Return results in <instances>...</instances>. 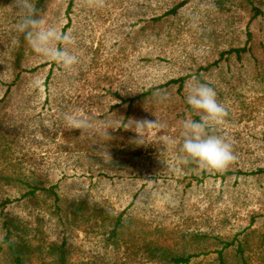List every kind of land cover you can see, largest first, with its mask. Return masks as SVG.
Masks as SVG:
<instances>
[{
  "label": "rangeland",
  "instance_id": "1",
  "mask_svg": "<svg viewBox=\"0 0 264 264\" xmlns=\"http://www.w3.org/2000/svg\"><path fill=\"white\" fill-rule=\"evenodd\" d=\"M61 2L50 1L47 23L72 31L77 42L73 51L81 64L56 77L48 90L44 82L50 65L23 84L25 91L18 92L16 100L26 97L29 86L38 87L39 93L27 108L33 125L26 129L24 144H16L15 154L33 156L24 170L33 165L49 184L58 183L61 202L38 193L32 200H15L5 211L24 218L36 244L67 235L70 264H165L147 260L144 243L150 239L167 243L175 253L197 254L190 264H264V36L259 26L252 25L254 56L232 58L231 71L206 76L222 81L218 99L230 111L215 134L226 137L238 156L226 171L216 172L178 158L182 123L193 118L185 102L187 88L181 93L177 87L162 90L166 100H145L132 108L129 103L118 106L122 99L109 92L133 97L144 87L215 60L232 42L244 44L247 11L241 6L219 10L210 0H196L177 18H164L153 30L162 37L155 41L148 21L161 9L157 0H104L95 8L77 3L71 20L65 4L57 13ZM12 4L0 0V61L5 40L14 39L18 15ZM193 14L199 16L195 23L189 19ZM55 66L57 73L64 72ZM3 92L1 88L0 96ZM55 104L64 107L57 110ZM67 111L91 120V134L68 130L62 118ZM54 115L57 126L52 124ZM157 118L165 129L137 128L136 121ZM137 132H143L148 144L135 143ZM107 133L114 135L108 138ZM166 137L175 138L176 144L169 145ZM102 151L104 163H96L93 155L99 157ZM120 154L126 162L117 161ZM24 191L15 185L1 187L0 198H17ZM83 195L91 206L102 203L124 214L127 224L117 243L107 240L99 221L67 222L66 204ZM4 235L0 218V240ZM225 242L232 244L223 250ZM0 263L9 264L2 253Z\"/></svg>",
  "mask_w": 264,
  "mask_h": 264
},
{
  "label": "trees",
  "instance_id": "2",
  "mask_svg": "<svg viewBox=\"0 0 264 264\" xmlns=\"http://www.w3.org/2000/svg\"><path fill=\"white\" fill-rule=\"evenodd\" d=\"M50 1L51 0H36L37 7L42 10L46 22L48 20V12L46 13V9ZM147 1L152 3L155 0ZM157 1L162 3L161 9L154 13L148 21L149 27L151 28L149 36L154 38L155 41L161 40L162 37L153 30L162 25L164 18L167 21L177 18L184 7L196 2V0ZM210 2L219 10L230 9L231 7L238 8V6H241L247 11L250 17L246 24V40L244 44L240 45L232 42L230 47L219 51V56L215 60L199 66L194 71L169 79L165 83L144 87L143 90L138 91L137 95L133 97L128 96L124 98L118 92H109V94H114L122 99L121 104L118 106H122V103H129L128 107L132 108L136 103L145 100H149L152 103L158 102L160 99L157 94L160 93V91L166 90L167 92L174 87H177V91L181 93L186 89V83L189 82L193 76L198 77L201 82L210 83V85L217 90V95H219L222 89V81H209L206 76H220L221 74H226L231 71L229 62L232 58L241 60L242 57L248 53L254 56L255 42L250 44L255 39V31L252 25L259 26L258 32L262 30L264 36V0H210ZM64 4L67 6V17L71 20L70 14L73 12L77 0H65V3L64 0H62L61 4H59L60 8L57 13L62 10ZM226 18L228 19L230 17ZM15 22L14 39L12 41L5 40L1 55L2 59L0 61V89L2 88V91L4 90L0 96V188L15 185L22 189L24 188L25 191L17 198H0V218H2V226L5 231L4 238L0 240V253H2V255L4 254V258L9 264H70L72 249L70 248L71 244L69 243L67 235H64L60 241L47 240L36 244L33 242L35 236H29L31 232L24 218L13 216L11 213L5 211L9 204L14 203L15 200L19 201L23 198L32 200L38 193L49 196L54 195L55 201L58 203L61 202V197L57 191L58 187H60L58 183L49 184L48 178L45 177L44 174L38 173L33 165H31L27 171L24 170V163L33 159V156H28L25 153L22 157L15 155L18 150L16 144H24L25 140L23 141V138L26 132L29 131V126L33 125L34 117L27 108L31 106V101L38 95L39 89L38 87L29 86L25 93L26 97L21 100H16V95L18 92H22V90L25 91L22 89L23 84L30 83V76L37 75L43 67L50 65L49 72L44 82V86H46L45 90L50 89L56 77L64 76L65 71L57 73L55 71L56 64L54 62L37 55L24 40L23 34L18 31L19 17H17ZM66 30L67 27L64 26L62 31L66 32ZM145 59L149 62L153 60L152 58ZM224 62L226 63L224 64ZM49 97H47V100L51 103ZM55 106L57 110L58 108L62 109L64 107L57 104H55ZM187 106L193 119H199V117L193 115L190 106ZM53 118L54 121H52V124L57 126L59 120L55 118V115ZM41 125L44 124L42 123ZM113 135V133L104 134V136L108 138L113 137ZM111 144L112 143H109L107 145ZM117 154L119 153L117 152ZM121 154L116 158L117 161L126 162ZM93 157H95L96 163H104L106 155L101 154L99 157L93 155ZM100 170H103V168H100ZM100 172L102 173L103 171ZM0 194L2 195V192H0ZM100 204L102 203L91 206L87 196H77L66 204V220L74 224L80 221L89 222L92 219L99 221L101 222L100 225L103 226L108 234L107 240H114V243H117L118 238L127 224L126 218L122 212L120 214H115L112 209H108L110 207ZM196 236L197 238H201V236L205 237L206 235L198 234ZM231 244L232 242H225L223 250L230 247ZM144 247L148 256L147 260L154 263L190 264L192 258L197 256V254L186 255L172 252L169 250L170 246L167 243L159 240L150 239L144 243ZM239 250H243V245H240ZM242 253L244 257V250ZM220 256H223V251H220Z\"/></svg>",
  "mask_w": 264,
  "mask_h": 264
},
{
  "label": "clouds",
  "instance_id": "3",
  "mask_svg": "<svg viewBox=\"0 0 264 264\" xmlns=\"http://www.w3.org/2000/svg\"><path fill=\"white\" fill-rule=\"evenodd\" d=\"M77 3L86 4L88 7H102L104 0H77ZM12 6L19 17L18 31L23 34L24 40L39 56L54 62L65 72L72 73L81 64L80 57L73 51L76 40L72 31H62L57 25L46 22L42 10L37 7L36 0H13ZM190 22L195 23L199 19L198 14L189 17ZM187 95L185 102L190 106L192 113L199 119L186 118L182 123L179 159L185 163H194L200 168L226 171L233 165L238 156L233 144L224 136L215 134V127L222 125L230 116L229 109L218 99L216 90L207 82L193 76L186 83ZM158 98L163 101L168 97L160 92ZM63 120L68 130H79L81 135L91 134L94 123L74 112L63 113ZM137 128L151 130L154 128L165 129L167 125L158 118L155 121H136ZM108 134V133H107ZM135 143L148 144L143 132H137ZM169 145H175L173 137H166ZM105 154L104 151L101 152Z\"/></svg>",
  "mask_w": 264,
  "mask_h": 264
}]
</instances>
